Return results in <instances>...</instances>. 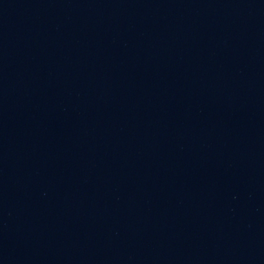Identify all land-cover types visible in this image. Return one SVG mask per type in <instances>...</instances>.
Wrapping results in <instances>:
<instances>
[{"label":"water","instance_id":"water-1","mask_svg":"<svg viewBox=\"0 0 264 264\" xmlns=\"http://www.w3.org/2000/svg\"><path fill=\"white\" fill-rule=\"evenodd\" d=\"M0 264H264V0H0Z\"/></svg>","mask_w":264,"mask_h":264}]
</instances>
